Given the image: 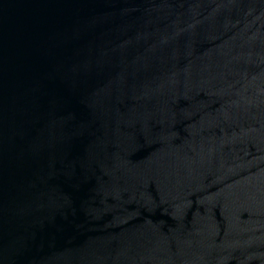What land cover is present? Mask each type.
I'll return each instance as SVG.
<instances>
[{"label": "water", "instance_id": "water-1", "mask_svg": "<svg viewBox=\"0 0 264 264\" xmlns=\"http://www.w3.org/2000/svg\"><path fill=\"white\" fill-rule=\"evenodd\" d=\"M0 264H264V0H0Z\"/></svg>", "mask_w": 264, "mask_h": 264}]
</instances>
